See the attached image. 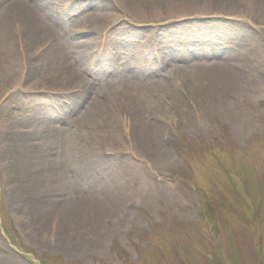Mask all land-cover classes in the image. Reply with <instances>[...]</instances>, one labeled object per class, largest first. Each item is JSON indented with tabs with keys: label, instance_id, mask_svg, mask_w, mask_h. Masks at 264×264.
Listing matches in <instances>:
<instances>
[{
	"label": "rangeland",
	"instance_id": "1",
	"mask_svg": "<svg viewBox=\"0 0 264 264\" xmlns=\"http://www.w3.org/2000/svg\"><path fill=\"white\" fill-rule=\"evenodd\" d=\"M36 2L0 0V23L23 5L49 31L39 47L63 52L33 59L28 75L30 60L15 46L0 53V138H6L0 143L9 145L0 156V264H264V21L203 15L206 21L228 20L215 27L230 31V45L212 39L195 47L194 35L184 34L181 47L167 34L164 45L147 52L160 37L154 31L147 41L146 22L128 32L127 23L81 31L84 13L106 11V1L50 0L49 13ZM98 14L90 13L104 19ZM133 28L136 34L127 37ZM77 32L96 35L95 47L81 49ZM169 48L190 61L208 57L207 65L221 61L211 58L218 52L239 54L244 79L221 100L193 96L197 74L169 65L151 70L145 87L133 86L136 101L145 102L140 116L113 112L111 97L132 88L127 72L141 64L130 60L155 53L170 63L162 59ZM79 52L82 58L75 56ZM63 68L74 69L85 88L49 86ZM89 98L94 104L108 100L99 107ZM156 129L167 142L160 153L146 155L138 150L145 142L140 135ZM20 138L27 140L25 152L14 153ZM21 154L43 159L46 180L38 196L24 198L13 177L3 175L4 165ZM45 192L63 218L77 223L70 234L77 240L69 246L54 232L52 215L29 210L32 199L48 204ZM95 212L101 222L94 221L104 226L99 234L85 226Z\"/></svg>",
	"mask_w": 264,
	"mask_h": 264
},
{
	"label": "bare ground",
	"instance_id": "2",
	"mask_svg": "<svg viewBox=\"0 0 264 264\" xmlns=\"http://www.w3.org/2000/svg\"><path fill=\"white\" fill-rule=\"evenodd\" d=\"M106 1V11L99 10L97 8H93V10L87 11L83 15L82 22L80 23L81 31L89 30L93 27L97 28L98 31H102L106 27L116 23H127V29L125 32L129 31L133 25H136L140 22H146V24L142 27L148 28L150 31V36L148 37L152 40L153 35L156 31V36L160 37L159 40H155L154 44L148 45V51L150 48L155 46L164 45V41L166 39L167 34L171 36L172 41L182 45H185L186 41H182L181 35H190L193 34L195 38L194 41H190L191 44L195 47H202L204 44L203 40H208L212 42V39L220 44V47H226L225 45H230L231 41V33L228 30H219L217 27H225L220 25L221 21H228L224 19H217V20H209L206 21L203 15L208 14H217L219 17L223 15H232V18L238 19H247L251 21H264V0H103ZM215 4H214V3ZM37 3V2H36ZM213 3V4H212ZM245 3L248 5L252 3L249 7V10L246 9ZM116 4V7L114 6ZM52 5L50 0H39L37 3L36 8H41L42 10L45 9L46 13H49L50 7ZM83 3L81 2V7H83ZM35 8V7H34ZM35 8V9H36ZM29 9V8H28ZM116 12L117 14H111V11ZM16 13H14V12ZM13 11L9 12L4 19H2L0 23V53L3 54V51L10 50L17 48V50L26 57V59L30 60L28 69L25 70V74L28 75L29 69L30 72L34 69L33 59H36L37 63L43 61V59L47 58L48 55H57L60 53L62 54V50L52 48L47 49L46 46L44 49L39 47L40 42L45 40V37L48 36L49 31H45L44 28L41 29L40 25L35 22L38 21L36 18L37 16L33 12L34 18L32 15L30 16L28 10L22 5L18 4V7ZM92 11V12H91ZM25 13H27L25 15ZM90 13H101L104 16L103 18H99L97 16H92ZM206 13V14H204ZM98 14V15H101ZM221 15V16H220ZM235 15V16H234ZM245 15V17H243ZM215 16V15H214ZM234 16V17H233ZM50 17V16H49ZM121 19V20H120ZM128 20V21H127ZM127 21V22H126ZM163 21H166V24H160ZM217 23H215V22ZM130 24H129V23ZM133 22V23H132ZM213 22V23H211ZM214 24V26L212 25ZM223 24V23H222ZM169 26V27H168ZM171 28H177V31L170 32ZM15 30L12 33V30ZM142 30V29H141ZM186 31H190L186 33ZM17 32V33H16ZM71 32V30H70ZM16 33V34H15ZM78 33V32H77ZM136 34L134 28L132 29L131 34H125L127 37L130 35ZM154 33V34H153ZM80 39V34H77ZM87 35V34H85ZM82 35V41L78 42L81 43V49L84 47V51H87L91 47H95L96 43V35L93 36H85ZM69 37V35H67ZM213 37V38H209ZM67 37H65L66 39ZM67 40V39H66ZM217 40V41H216ZM189 42V43H190ZM219 42V43H218ZM119 46L122 47L124 45V41L120 40L118 42ZM168 43V42H167ZM206 43V42H204ZM39 44V45H38ZM45 45V42H43ZM74 45V44H73ZM77 45V42H76ZM155 45V46H153ZM15 46V47H14ZM178 46V47H179ZM33 47L34 54L28 56L27 54L30 53V49ZM170 47V46H168ZM29 48V49H28ZM11 49V50H12ZM45 49L49 50L47 52ZM163 49V47H162ZM170 49V48H169ZM167 49V53L162 56V59H169L170 63H163L159 59H157L152 53H146L141 56V59L135 58L134 61L130 60L132 65L138 63L140 61V66L137 69H131L132 72H127L129 74L130 80L129 83L131 84L132 88L126 90L125 93H121V97L113 98L111 97L110 107H114L113 112L123 113L126 117L129 118H136L140 116L141 108L144 105V101H136V98L132 95L133 86L137 87H145L146 84H149L151 76L154 75L151 70H161L165 67V69H170L169 65H178L175 67L174 70H178V73H196L197 76L195 77L196 84L191 86L193 90H195L193 94H197L202 92L204 96H210L211 98L222 99L223 96H228L229 91L238 83L241 82L244 77L241 74L240 64H241V57L239 54H235L234 56L228 54V52H218L216 55H212L213 57H221V61L218 63H211L207 65V58H202L200 56H192V60L190 61L187 57L181 56L182 54L176 48L172 50ZM76 50V48H75ZM177 50V51H175ZM27 52V54H26ZM37 52V53H36ZM1 55V54H0ZM75 56L78 58H82V52L75 53ZM120 58V57H118ZM84 59V58H83ZM81 59V61L83 60ZM198 59V60H197ZM212 60V59H210ZM32 62V63H31ZM82 63V62H81ZM146 67V68H145ZM126 69L130 71V67L126 65ZM125 69V70H126ZM144 70V71H143ZM241 71V72H240ZM145 73V74H144ZM150 73V74H149ZM128 76V75H127ZM50 85L52 87H62L66 86L72 89H82L84 86L80 87V83H82V79L78 76L77 73H74V69L67 70L63 68V71L60 72L57 70L53 76L49 79ZM85 88V87H84ZM98 97L97 95H94ZM194 96V95H193ZM92 98V97H91ZM89 98L90 100H93ZM96 99L93 101H89L90 105L97 104L99 107L104 104L105 100L108 99H98L102 100L101 102H97L94 104ZM107 103V102H106ZM117 108V109H116ZM101 111V108H99ZM99 112V111H98ZM100 113V112H99ZM144 139V143L142 145H138V150L146 155H154L156 153H160L161 148L163 145L166 144L167 140L164 136V132L162 129H156V132L153 133H145L143 136L140 135ZM5 138V134L2 135L0 138V142L2 139ZM6 139V138H5ZM27 140L25 138H20L16 141L15 144L12 146V150L14 149V153L23 150L25 152V145ZM9 145L1 144L0 143V156L5 154L8 151ZM22 152V153H23ZM13 160H9L6 165H4L3 175L13 177L15 180L14 186H17L21 190V194L24 198H29V195L35 193L38 196V189H40L44 182L45 177L43 176L42 170L44 166V162L42 158L32 157L29 158L30 155H16ZM3 161L5 156L2 157ZM5 162V161H4ZM48 190V187H46ZM26 193V196L24 194ZM45 196L51 194L45 192ZM39 198V197H38ZM32 205L29 206V210L33 212L38 210V212L45 211L46 214L52 215L54 218L52 228H54V232L56 230V235L58 238L64 243L66 246H69L77 240L76 236L70 234L72 233L73 229L76 228V224L71 222V220H67L63 218L66 216L65 214H61L58 211V205L54 204L52 199H46L48 204L42 200L35 202L36 199H32ZM34 203V205H33ZM68 206V214H72L73 210H71ZM73 215V214H72ZM34 217V215H33ZM94 217H98V213L95 212L93 216H91L85 226L92 232H100L101 228H104L103 224H101L100 219L99 223H96ZM56 220V221H55ZM35 229H41V225L39 224L38 220L35 221Z\"/></svg>",
	"mask_w": 264,
	"mask_h": 264
}]
</instances>
